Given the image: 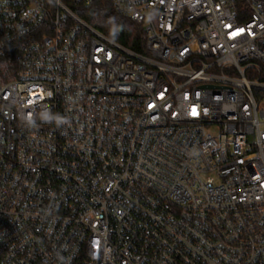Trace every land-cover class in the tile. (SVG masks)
Listing matches in <instances>:
<instances>
[{
    "label": "built area",
    "instance_id": "obj_1",
    "mask_svg": "<svg viewBox=\"0 0 264 264\" xmlns=\"http://www.w3.org/2000/svg\"><path fill=\"white\" fill-rule=\"evenodd\" d=\"M0 264H264V0H0Z\"/></svg>",
    "mask_w": 264,
    "mask_h": 264
},
{
    "label": "trees",
    "instance_id": "obj_2",
    "mask_svg": "<svg viewBox=\"0 0 264 264\" xmlns=\"http://www.w3.org/2000/svg\"><path fill=\"white\" fill-rule=\"evenodd\" d=\"M82 17L94 27L106 31L115 28L119 31L117 39L133 49H140V40L144 39L142 25L118 15L107 3L93 6L89 11L81 14Z\"/></svg>",
    "mask_w": 264,
    "mask_h": 264
},
{
    "label": "water",
    "instance_id": "obj_3",
    "mask_svg": "<svg viewBox=\"0 0 264 264\" xmlns=\"http://www.w3.org/2000/svg\"><path fill=\"white\" fill-rule=\"evenodd\" d=\"M115 33H116V31H115V30H113V31H112V34L114 35Z\"/></svg>",
    "mask_w": 264,
    "mask_h": 264
},
{
    "label": "rangeland",
    "instance_id": "obj_4",
    "mask_svg": "<svg viewBox=\"0 0 264 264\" xmlns=\"http://www.w3.org/2000/svg\"><path fill=\"white\" fill-rule=\"evenodd\" d=\"M214 130H215V128L212 129V131H214Z\"/></svg>",
    "mask_w": 264,
    "mask_h": 264
}]
</instances>
